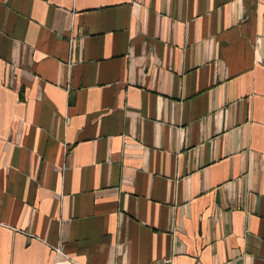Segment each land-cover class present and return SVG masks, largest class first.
<instances>
[{"label":"crops","instance_id":"obj_1","mask_svg":"<svg viewBox=\"0 0 264 264\" xmlns=\"http://www.w3.org/2000/svg\"><path fill=\"white\" fill-rule=\"evenodd\" d=\"M0 264H264V0H0Z\"/></svg>","mask_w":264,"mask_h":264}]
</instances>
